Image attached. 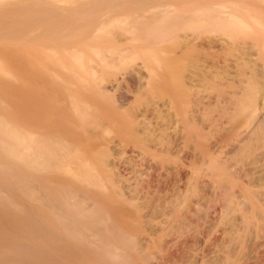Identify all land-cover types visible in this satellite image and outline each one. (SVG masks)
<instances>
[{
	"label": "bare ground",
	"instance_id": "bare-ground-1",
	"mask_svg": "<svg viewBox=\"0 0 264 264\" xmlns=\"http://www.w3.org/2000/svg\"><path fill=\"white\" fill-rule=\"evenodd\" d=\"M51 1L0 19L21 39L50 19L35 37L61 56L34 73L45 90L0 65V264H264V50L182 32L257 19Z\"/></svg>",
	"mask_w": 264,
	"mask_h": 264
},
{
	"label": "rangeland",
	"instance_id": "rangeland-1",
	"mask_svg": "<svg viewBox=\"0 0 264 264\" xmlns=\"http://www.w3.org/2000/svg\"><path fill=\"white\" fill-rule=\"evenodd\" d=\"M24 1L25 0L21 1L23 3L18 2V4H13L12 6H10L12 9H8V10L7 9H3L2 11H5L6 13L5 12H1L0 13L1 14L0 19L1 20L2 19H6V18H11L12 19V16L15 19V16H17L16 17L17 19H15V20H19L18 23H20V21H21L22 24H23V23H25L27 21L35 20L36 19L35 11H38V9H39V11H42V9H43L42 7L45 6V2L46 3L48 2V4H46V6L49 5V7L52 6L51 2H53L51 0H29L28 1L29 3H27V0H26L25 1L26 3H25ZM66 1H68V0H62L61 3H65ZM88 1H91V0H88ZM160 1H162V2H169V1L171 2L172 1L171 3L176 2V3H179L180 5H183V6L184 5L186 6V4L187 5L191 4V6H192V4H197L196 6H199V8L203 7L202 9L204 10L205 14L203 13V10L201 9L202 10V13H200L201 17L198 16L199 17V21L207 20L208 17H209V16H207V14L209 15L212 12V9H214L213 11H215V12L216 11H220L221 13L224 12V14H228V15L232 14L233 16H235V15H237V16L248 15V16H244V18L248 17V19H250L251 17H254V20L257 19L256 23L255 22L253 23V21L250 22V27L252 26V29H254V30L250 29L249 31H247V33H243L244 29L241 32V28H239V27L238 28L240 30L238 28L236 30V28H234V26L232 24H230L231 25L230 27L226 26V28L225 27L223 28V25H222V27H221V25H219V27L217 26L215 28L216 30H214L209 25L197 24L196 26L190 27V28L188 26V28L185 29V31H182V32L185 33V36L188 37L189 39H192L191 37L197 38L198 39V41H197L198 43H199V41L201 42L202 40H203L202 42L206 43V41H204L205 38L207 40L208 37L210 36L209 39H211L212 38L211 35L214 36L212 40H214L216 38L215 36H217V38L219 36L220 37L222 36L221 37V39H222L223 35L226 36V37H224V39L227 38V39H225L227 41H229V39L231 38L230 42L233 43V51L234 52L241 51V53H243V52L246 53L247 52L250 55H248L247 53L245 54V56L242 55V54L241 55L243 56L244 59H248V58H246V56L247 57L249 56V61L250 62H252L254 60H257V58H258V57L256 58V54L258 53L256 51V49L258 51L259 50H264V34H263L264 33L263 32L264 31V24H263L264 23V0H157V3L160 2ZM214 2H218L219 3V4H216V6L219 5L218 8H216L215 5L213 7ZM35 3H36V5H35ZM204 4L206 5L205 7L203 6ZM238 5L242 6V8H238ZM183 6H181L182 9H183ZM192 7H194V6H192ZM245 7L250 9V13L248 12L249 10L247 8H245ZM185 8L187 10L188 7L186 6ZM196 8H198V7H196ZM243 8H245V9H243ZM206 9H207V11H206ZM208 9H210V10H208ZM190 10H192V9H190ZM17 12H19V13L17 14ZM206 12H208V13H206ZM259 13H260L261 17L259 16ZM18 16H19V19H18ZM203 16H204V18H203ZM241 18H243V17H241ZM245 19H247V18H245ZM1 20H0V65L2 67H4V68L8 67V64L5 61L6 57L12 58V59L17 60L19 62H24V65L26 64L24 67L27 70V74H29V75H26L27 80L30 81V82L28 81L29 84L34 83L35 86H36L35 88L37 90H38V88H39V90L42 89V88L45 90V88H44L45 85L44 84L40 85V81L37 80V78H36L38 76L37 72L40 69L42 70V69H47V68H53L55 66V63L59 62V60H58V56H59L58 55L59 54V50L58 49L59 48L56 45H54V43H52L50 41L47 42V41H45L44 38H41V39L39 38V36L42 37L41 36L42 34H43V36L46 35V34H44L45 33V29L48 28V25H46V23H49L50 19H48V18L46 19L45 18V20H46L45 22H42L44 19H42V20L41 19H39V20L37 19L38 22H36L32 27H29L30 29H24L23 33L21 32V34L24 36V39H21L22 37L20 35L19 36L18 35H14V32H12V31L10 33V30H5L4 31L3 30L4 28L2 29V27L4 25H2ZM260 20H261V22H260ZM257 21L259 23H261L260 26L258 25ZM15 25H16V23H15ZM250 27H248V28H250ZM6 31H7V33L5 34ZM253 33H254V35H253ZM37 34H39V36L35 37ZM191 34L194 35V36L190 37L189 35H191ZM234 34H236V35H234ZM33 36H34V38H32ZM228 36L230 37L229 39H228ZM44 37H46V36H44ZM192 40H194V39H192ZM209 41H211V40H209ZM243 42L245 43V45H243L244 44ZM247 42L248 43L251 42L252 44L250 43L251 45L249 44V47H248V43ZM240 43L241 44L243 43V44L241 45ZM255 45H257V46L254 47ZM219 52H221V51H218L217 54H219ZM254 53H255V55H254ZM222 54L223 53H221L220 55H222ZM254 56H255L256 59L254 58ZM59 57H61V56H59ZM35 71H37L36 74H34ZM31 74H32V76H33V78L35 80H33V78H31L32 77ZM34 84H32V85H34ZM47 87H48V85H47Z\"/></svg>",
	"mask_w": 264,
	"mask_h": 264
}]
</instances>
